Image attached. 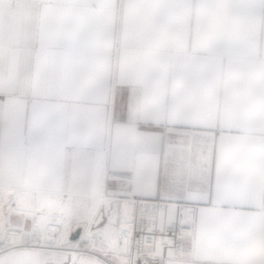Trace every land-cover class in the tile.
<instances>
[{
  "label": "crops",
  "instance_id": "obj_1",
  "mask_svg": "<svg viewBox=\"0 0 264 264\" xmlns=\"http://www.w3.org/2000/svg\"><path fill=\"white\" fill-rule=\"evenodd\" d=\"M0 182L191 202L166 264H264V0H0Z\"/></svg>",
  "mask_w": 264,
  "mask_h": 264
},
{
  "label": "built area",
  "instance_id": "obj_2",
  "mask_svg": "<svg viewBox=\"0 0 264 264\" xmlns=\"http://www.w3.org/2000/svg\"><path fill=\"white\" fill-rule=\"evenodd\" d=\"M124 200L131 206L128 218L109 208L108 216L103 205H97L79 239H70L68 229L62 234V228L58 230L50 223L33 222L28 227L6 223L0 228V254L19 247L43 250L52 238H60V250L69 257L68 264H92L90 258H85L88 255L100 257L107 264H166L171 258L189 257V249L182 240L193 238L194 203L134 197ZM101 210L103 220L93 226Z\"/></svg>",
  "mask_w": 264,
  "mask_h": 264
},
{
  "label": "rangeland",
  "instance_id": "obj_3",
  "mask_svg": "<svg viewBox=\"0 0 264 264\" xmlns=\"http://www.w3.org/2000/svg\"><path fill=\"white\" fill-rule=\"evenodd\" d=\"M1 184L2 183L0 182V228L6 223L16 225L24 224L26 227L30 226L33 222L37 224L50 223L56 226L58 230L59 228H62L63 234V231H66L69 228L67 224L70 220L76 219L77 221H88L90 217L85 216H89V214L91 215L97 209V206L94 207L93 205L96 198L86 196L82 190H79L78 193H76L78 195H72V191H69L66 194L62 192H39L38 190L23 186L16 187ZM22 194H25L26 197L29 198L27 204L25 203ZM38 197H41V199H38ZM71 199L76 200L74 203L75 205L73 204L71 206ZM55 200L58 201L59 205L67 203L68 205L65 206L66 210L62 209L63 212H61V209L56 207L57 201ZM99 204L103 205V202ZM73 206H76V209L72 210L71 208ZM103 207L108 216L109 209L110 211H116L114 205H111L110 207L103 205ZM43 215L48 218V221L44 222ZM56 215L59 216L57 217ZM13 220L18 222L13 223ZM50 242L49 247L44 251V254H47L48 259L50 260L47 264H68L69 257L66 256L65 251L60 250V248L57 249V247H60V238H52ZM61 246L65 248V244L62 243Z\"/></svg>",
  "mask_w": 264,
  "mask_h": 264
},
{
  "label": "bare ground",
  "instance_id": "obj_4",
  "mask_svg": "<svg viewBox=\"0 0 264 264\" xmlns=\"http://www.w3.org/2000/svg\"><path fill=\"white\" fill-rule=\"evenodd\" d=\"M76 195H78V194H76ZM19 198V197H18ZM95 198H96V200L93 202V205H94V207H96L99 203H101V202H104L105 203V206L106 207H108V206H110V204H108V201H105V197L103 196V195H99V196H95ZM38 199H41V197H38ZM55 201H57V200H55ZM18 202H19V200H18ZM76 202V200H74V199H71V206L74 204ZM68 204L67 203H64V204H61V205H59L58 204V201H57V204H56V207H59L61 210V212H63V210L65 209L66 210V208H65V206H67ZM75 205V204H74ZM114 208H115V210H119V211H121V212H123V214H124V216L126 217V218H128L129 217V211H130V204L128 203V202H126V200H124V199H121V200H117L116 202H115V204H114ZM63 209V210H62ZM72 210H74V209H76V206H73L72 208H71ZM44 216V215H43ZM89 216H90V214H89ZM89 216H85V217H89ZM44 222H46V221H48V218H46L45 216H44ZM38 221V220H37ZM39 222V221H38ZM88 223V221L87 220H85V221H77L76 219H72V220H70L69 221V223L67 224L68 226H69V228H68V234H67V236L71 239L74 235V233H79V235L80 234H82V228L86 225ZM58 248H60V247H57V249Z\"/></svg>",
  "mask_w": 264,
  "mask_h": 264
},
{
  "label": "snow or ice",
  "instance_id": "obj_5",
  "mask_svg": "<svg viewBox=\"0 0 264 264\" xmlns=\"http://www.w3.org/2000/svg\"><path fill=\"white\" fill-rule=\"evenodd\" d=\"M138 126L144 127H154L155 129H163L167 127V124L164 121H157L155 119L146 118L143 120L136 121ZM157 179H159V171L157 170ZM75 238L79 239V233L73 234Z\"/></svg>",
  "mask_w": 264,
  "mask_h": 264
},
{
  "label": "water",
  "instance_id": "obj_6",
  "mask_svg": "<svg viewBox=\"0 0 264 264\" xmlns=\"http://www.w3.org/2000/svg\"><path fill=\"white\" fill-rule=\"evenodd\" d=\"M102 220H103V212L102 211H99L97 213L96 218L93 221V226L99 225L102 222Z\"/></svg>",
  "mask_w": 264,
  "mask_h": 264
}]
</instances>
